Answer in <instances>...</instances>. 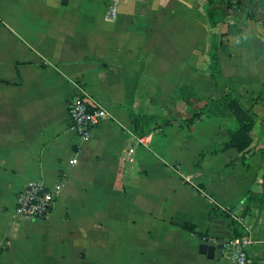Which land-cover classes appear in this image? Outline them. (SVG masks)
Wrapping results in <instances>:
<instances>
[{
  "label": "crops",
  "instance_id": "obj_1",
  "mask_svg": "<svg viewBox=\"0 0 264 264\" xmlns=\"http://www.w3.org/2000/svg\"><path fill=\"white\" fill-rule=\"evenodd\" d=\"M244 7L215 5L226 19L214 81L202 0H0V264H232L226 247L200 251L246 234L230 213L251 228L249 262L264 264V204L240 214L249 194L264 195V22ZM184 79L191 106L172 98ZM229 83L256 114L248 168L236 148L201 155L225 144L227 116L135 137L131 109L189 116ZM79 88L107 111L84 142L68 117ZM33 181L57 203L43 220L15 218Z\"/></svg>",
  "mask_w": 264,
  "mask_h": 264
},
{
  "label": "trees",
  "instance_id": "obj_2",
  "mask_svg": "<svg viewBox=\"0 0 264 264\" xmlns=\"http://www.w3.org/2000/svg\"><path fill=\"white\" fill-rule=\"evenodd\" d=\"M220 1L221 0H202L210 30V51L208 54H204L206 57V65L203 72L214 81H217L221 77L218 54L221 51V30L226 19L225 13L221 9L215 8V5ZM234 1H236V4L239 7H244L240 1ZM248 12L249 15L254 16V14L249 10ZM233 85L229 83L228 91L219 97L197 100L198 102H201L202 105L198 110L189 116H185L184 113H178L175 115L167 113L165 117H159L153 111L139 113L136 109H131L129 119L135 137L140 139L155 134H163L166 129L171 127L190 131L196 123L202 121L203 119L216 118L220 121L223 117L227 116L232 118L234 126L233 129L228 131L225 144L223 146L212 145L210 149L205 150L201 155H218L230 148H236L241 155L242 163L248 168L246 161L256 150L252 145V133L255 126L254 122H256V114L251 108H248L247 101H244L241 97H239V92L235 91V87H233ZM242 88L243 87L241 86L240 89ZM246 93L247 92L244 91V94ZM136 96L138 98L137 94ZM192 97L191 82L187 79L181 80L173 92L172 98L180 100L185 106H191L192 102L190 100ZM251 99L254 102H257L262 99V96H253ZM149 103L153 108H155V101L148 100L146 104ZM262 155L264 157V151L262 152ZM262 165H264V159ZM255 202H259L260 204L258 205V208H261L264 204V195L253 193L249 194L242 203V210L240 211L241 216L246 215L252 209V205ZM234 225L236 226L235 223ZM183 229L188 232H194V228L188 225H184ZM196 235L199 236L198 233H196ZM234 237H238V234Z\"/></svg>",
  "mask_w": 264,
  "mask_h": 264
},
{
  "label": "built area",
  "instance_id": "obj_3",
  "mask_svg": "<svg viewBox=\"0 0 264 264\" xmlns=\"http://www.w3.org/2000/svg\"><path fill=\"white\" fill-rule=\"evenodd\" d=\"M264 6V0H260ZM69 126L75 136L81 141H87L90 133L97 128L107 117L104 107L95 102L88 94L79 88L78 95L73 98L68 105ZM133 150H129L125 156V161L133 163ZM74 166L77 164L76 155L69 161ZM59 192L49 190L41 181H33L17 194L13 216L25 221H38L47 218L57 203ZM212 209L219 214H227V210L220 204L212 201ZM234 222L240 224L246 234L242 237L232 238L224 246L231 252L232 264H251L248 259V246L250 226L241 220L239 215L231 214Z\"/></svg>",
  "mask_w": 264,
  "mask_h": 264
},
{
  "label": "water",
  "instance_id": "obj_4",
  "mask_svg": "<svg viewBox=\"0 0 264 264\" xmlns=\"http://www.w3.org/2000/svg\"><path fill=\"white\" fill-rule=\"evenodd\" d=\"M240 1L244 6H246L249 10H251L254 14L257 15V17L264 22V16L257 12L256 10L253 9V7L250 5V3L247 0H238ZM227 244V241H218L216 245L214 246H206V245H201L200 246V251L202 253L208 254V257H213L214 251L217 249H222L225 245Z\"/></svg>",
  "mask_w": 264,
  "mask_h": 264
}]
</instances>
